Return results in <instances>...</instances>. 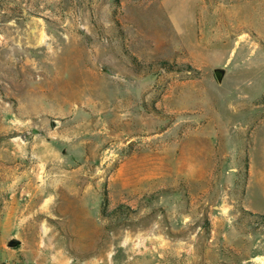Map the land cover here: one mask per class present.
<instances>
[{"label": "rangeland", "instance_id": "obj_1", "mask_svg": "<svg viewBox=\"0 0 264 264\" xmlns=\"http://www.w3.org/2000/svg\"><path fill=\"white\" fill-rule=\"evenodd\" d=\"M252 155L264 0H0V264H264Z\"/></svg>", "mask_w": 264, "mask_h": 264}, {"label": "crops", "instance_id": "obj_2", "mask_svg": "<svg viewBox=\"0 0 264 264\" xmlns=\"http://www.w3.org/2000/svg\"><path fill=\"white\" fill-rule=\"evenodd\" d=\"M251 165H250V175L248 182V192L246 198L245 206L251 210L258 211L264 214V209H258L252 206L251 195L256 193V195L264 201V160L259 165L255 157L251 156Z\"/></svg>", "mask_w": 264, "mask_h": 264}, {"label": "water", "instance_id": "obj_3", "mask_svg": "<svg viewBox=\"0 0 264 264\" xmlns=\"http://www.w3.org/2000/svg\"><path fill=\"white\" fill-rule=\"evenodd\" d=\"M215 75L219 82H222L225 75L226 70L224 68H217L215 69ZM21 244V241L17 238H12L10 241H8V247L10 248H17Z\"/></svg>", "mask_w": 264, "mask_h": 264}, {"label": "trees", "instance_id": "obj_4", "mask_svg": "<svg viewBox=\"0 0 264 264\" xmlns=\"http://www.w3.org/2000/svg\"><path fill=\"white\" fill-rule=\"evenodd\" d=\"M258 216H260V217L264 218V215H258Z\"/></svg>", "mask_w": 264, "mask_h": 264}]
</instances>
